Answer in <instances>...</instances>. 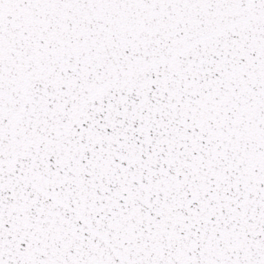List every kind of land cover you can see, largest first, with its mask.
Masks as SVG:
<instances>
[{
	"label": "snow or ice",
	"instance_id": "6c2138e0",
	"mask_svg": "<svg viewBox=\"0 0 264 264\" xmlns=\"http://www.w3.org/2000/svg\"><path fill=\"white\" fill-rule=\"evenodd\" d=\"M0 264H264V0H0Z\"/></svg>",
	"mask_w": 264,
	"mask_h": 264
}]
</instances>
